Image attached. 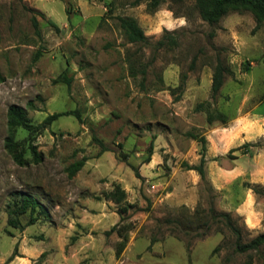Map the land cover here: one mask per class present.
<instances>
[{"label": "rangeland", "instance_id": "obj_1", "mask_svg": "<svg viewBox=\"0 0 264 264\" xmlns=\"http://www.w3.org/2000/svg\"><path fill=\"white\" fill-rule=\"evenodd\" d=\"M134 1L0 0V257L30 226L27 235L44 239L38 224L66 229L53 239L66 264H264V246L234 251L221 219L196 235L210 207L230 214L243 241L264 233V27L255 30L248 12H231L213 28L190 2L167 1L150 12ZM119 17L134 18L149 43H129ZM165 31L175 32L177 47H157ZM218 58L232 75L213 98ZM131 66L144 67L145 79L132 77ZM12 104L41 126L15 132L26 166L5 146ZM217 111L227 123H208ZM53 114L63 115L44 124ZM195 136L206 139L205 151ZM151 143V161L143 163ZM203 155L204 178L190 169ZM82 158L85 165L70 177L68 167ZM116 183L134 208L121 213L126 203L106 198ZM19 193L41 206L18 215L22 226L14 228L7 206L19 204ZM152 237L159 241L148 250Z\"/></svg>", "mask_w": 264, "mask_h": 264}, {"label": "trees", "instance_id": "obj_2", "mask_svg": "<svg viewBox=\"0 0 264 264\" xmlns=\"http://www.w3.org/2000/svg\"><path fill=\"white\" fill-rule=\"evenodd\" d=\"M170 2L171 4L183 6L185 3L190 2L192 6L197 10V13L200 17V19L204 22H206L209 26L215 27L217 26L220 21L227 16L231 12H237V13H244L248 12L250 13L254 21L256 23L255 30L260 29L261 27H264V0H135V4H139L141 2L147 3V8L150 12H155L163 3ZM119 26L122 30L126 40L131 44H141V45H147L148 38L144 34V31L138 24V22L132 18V17H119ZM175 32L165 31L164 36L157 42V47H177L179 45L178 39L174 37ZM213 35V34H212ZM138 74L142 75V79H145L146 76V69L143 67L141 70H139L138 67L131 66L130 67V75L132 77H136ZM227 75H232V71L229 69V67L221 61L220 58L217 59V63L213 70V76H212V86H211V92L212 97L215 98L221 87L224 84V80ZM186 76H183L182 79H185ZM71 79H66L68 83H70ZM143 84V83H142ZM29 107H34L32 102H28ZM202 104H200L198 107H201ZM76 115L79 117L78 112L75 111ZM63 114H53L48 116L44 120V124H51L54 120H56L58 117L62 116ZM69 115V113L67 114ZM207 121L208 123H213L214 121H220L222 123H227L228 117L226 114L217 111V112H209L207 114ZM41 126H34L30 123V119L28 117L27 109L25 107L12 104L9 106L7 111V129H8V136L6 138V149L7 151L12 155L14 161L20 165V166H26L28 164V160L24 157L22 152L18 151L19 143L14 140L15 132L18 128H23L30 133L33 131H36L40 129ZM196 137V136H195ZM198 138L203 146V151H205V143L206 139L204 137H196ZM97 141V140H96ZM102 152L107 151V148H105L102 144ZM245 146H249V144H245ZM32 154L34 156V159L39 162L41 160L40 154L37 152V150L34 147H31ZM154 151V145L151 143L147 148L148 156L144 160L143 163H149L151 161V156L153 155ZM86 158H82L81 160L71 164L67 171L68 175L70 177H73L76 175L77 172H79L82 167L85 165ZM205 155L202 156L200 164L195 167H190V169L196 170L199 175L204 178L205 177ZM132 169L134 170V173L137 178H141L139 170L132 166ZM20 196L19 204L15 207V205H8L7 206V214H8V223L10 226L14 228L21 227V223L19 221L18 215L25 214L28 210H30L31 213L35 211V209L39 206H41L38 199L29 193H19ZM106 198L114 201L116 204H121L122 202L126 201L127 198V192L122 188V186L119 183H116L114 185L113 190L108 192L106 194ZM125 207L122 208L121 213L127 211L129 208H134V204H130L128 202H125ZM206 217H208V220L203 222V225L205 227V230L200 234L199 232H196V235L198 236H204L208 234L209 231L212 229V223L219 221V219L222 220V223H224L225 227L234 235L235 241H234V251L237 253H246L249 251H257L262 246H264V233L258 234L257 236L247 240L243 241V234L239 227L235 226L233 223L231 216L229 213L226 212H217L214 208L210 207L207 212ZM195 214H199V211L196 210L195 213L191 216L194 218ZM37 221L36 218L32 217L30 221L28 222V226L34 224ZM168 223H170L169 220H167ZM190 222V219H189ZM179 224L181 231L186 234L188 233L186 226L181 223L180 221L176 222ZM117 231V226L111 229L110 232ZM119 231V230H118ZM221 228H217L216 232H221ZM109 232V233H110ZM159 239L156 237H152L150 239V244L148 246V250L152 249V246L158 242ZM128 242V236H122V241L119 243L117 248V255H119L126 247V244ZM186 251H190L191 249V241L186 242ZM220 249L217 247L215 251ZM17 252L15 251L13 256L9 259L12 260L13 257ZM46 254H42L39 258L38 262H42V260L45 258Z\"/></svg>", "mask_w": 264, "mask_h": 264}, {"label": "crops", "instance_id": "obj_3", "mask_svg": "<svg viewBox=\"0 0 264 264\" xmlns=\"http://www.w3.org/2000/svg\"><path fill=\"white\" fill-rule=\"evenodd\" d=\"M264 115V114H263ZM123 188V187H122ZM124 189V188H123ZM125 190V189H124ZM126 191V190H125ZM127 192V191H126ZM32 226H30L29 228H27L24 232L25 235L24 237H16L15 239L12 238V250L8 253V255L6 256V258H1L0 257V264L4 263L6 260H9L14 252L16 251L17 255H15L13 257L12 260H9V264H33L36 263V259L38 260L42 254H46L47 251H51L50 254H48L49 256L46 259H43L42 262H40V264H48V263H54V264H62L61 262L64 261V259L67 261L68 260V256L62 252H57V246L55 241H53L54 237H57V234L60 232L63 234L62 230H66V229H61L58 230L59 232H57L54 227H47V225H42L39 226L37 224L36 229H39L42 233H46L45 238L44 239H35L33 236L27 235V231H29V229ZM35 227V226H33ZM53 231V235L48 233V230ZM75 250L74 247L70 248V257H75V253H73ZM59 257L58 260H56V258ZM70 261V260H69ZM68 261V262H69ZM67 262V263H68ZM65 263V261H64ZM66 264V263H65Z\"/></svg>", "mask_w": 264, "mask_h": 264}]
</instances>
